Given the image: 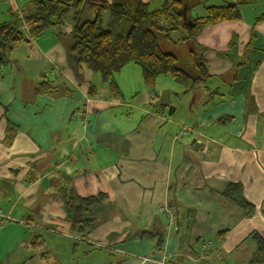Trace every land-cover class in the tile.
I'll return each mask as SVG.
<instances>
[{"label":"crops","instance_id":"obj_1","mask_svg":"<svg viewBox=\"0 0 264 264\" xmlns=\"http://www.w3.org/2000/svg\"><path fill=\"white\" fill-rule=\"evenodd\" d=\"M30 1L0 0V23ZM142 1L157 9L165 0ZM182 1L186 14L240 0ZM240 10L199 34L208 75L192 89L167 76L149 89L129 64L117 76L121 96L78 63L70 22L39 37L20 22L27 40L0 74V263L255 264L256 236L264 239V0ZM45 78L75 92L34 95ZM65 178L78 195L116 205L86 238L72 234L56 191ZM233 182L253 216L223 196ZM146 231L160 232L161 245Z\"/></svg>","mask_w":264,"mask_h":264},{"label":"trees","instance_id":"obj_2","mask_svg":"<svg viewBox=\"0 0 264 264\" xmlns=\"http://www.w3.org/2000/svg\"><path fill=\"white\" fill-rule=\"evenodd\" d=\"M250 1L210 5L206 7L205 15L192 18L185 14L182 0H165L157 9H150L149 3L142 0H31L23 8L22 15L13 13L11 20L0 23V70L11 62L14 46L27 40L20 28L21 21L30 25L29 32L34 37L43 35L51 27L66 28L68 21L71 52L77 56L79 64L100 76L111 95L121 96L117 76L131 63L141 67L143 83L149 89L156 88L160 75H169L189 90L208 75L203 56L205 47L197 43L199 34L207 25L240 19V5ZM178 29L186 30L182 38L172 36ZM162 36L174 43H193L188 66L180 65L175 54L161 50L159 39ZM74 92L75 87L67 81L49 78L33 88L34 95L46 94L52 99L69 97ZM88 92L91 96L96 95V86L91 84ZM65 179L56 191L63 199L72 234L86 238L115 213L116 205L104 194L78 195ZM222 194L239 207L245 217L255 213L256 206L245 196L241 183H230ZM145 233L158 236L156 245H161L160 232ZM256 239L258 249L254 263L263 264L264 239L258 235Z\"/></svg>","mask_w":264,"mask_h":264},{"label":"rangeland","instance_id":"obj_3","mask_svg":"<svg viewBox=\"0 0 264 264\" xmlns=\"http://www.w3.org/2000/svg\"><path fill=\"white\" fill-rule=\"evenodd\" d=\"M211 3H216V0H208L206 2V5H209ZM154 7H157V5L156 4L155 5H151V8H154ZM202 10H204L203 3H201V5H197V8L188 11L187 12V15L189 17H195V16L201 15V14L202 15L203 14L205 15V13H204L205 11L202 12ZM185 33H186V30L185 29H178L177 31H175L172 34V36L174 38H182ZM159 44H160V47H161V50L162 51H164V52H170V53L175 54L178 57V63L180 65H186V66H188L189 63L191 62L190 61V58H189V51L194 47V45H193L192 42L174 43V42H171V41L167 40L164 36H162L159 39ZM131 64H135V63H131ZM139 68L141 69L140 66H139ZM125 72L126 71H123L122 74H125ZM0 73H1V70H0ZM138 73L137 74L135 73V75L138 76ZM133 75H134V72H133ZM160 76H167V78H170L169 80H172L169 75H160ZM118 78H119V81H121V82L123 80H125V76L124 77H118ZM141 81L143 83L142 78H141ZM172 82H174V81H172ZM177 84H179V83H177ZM161 85H163V84H161ZM143 86H144V84H143ZM179 86H183V85L179 84ZM162 90H165L166 92H170L169 90H166V88H164V87H162ZM173 100L175 102H178V99L177 98H174ZM103 254H106V253H101V255H103ZM96 260H97L98 264H108V259L106 257L105 258L97 257ZM66 264H80V261L77 260V259H72L71 258L70 260H68V262Z\"/></svg>","mask_w":264,"mask_h":264},{"label":"built area","instance_id":"obj_4","mask_svg":"<svg viewBox=\"0 0 264 264\" xmlns=\"http://www.w3.org/2000/svg\"><path fill=\"white\" fill-rule=\"evenodd\" d=\"M185 130H186V128H185ZM0 215H3V212L0 211ZM263 264H264V262H263Z\"/></svg>","mask_w":264,"mask_h":264}]
</instances>
